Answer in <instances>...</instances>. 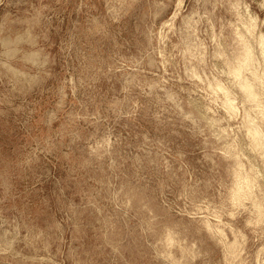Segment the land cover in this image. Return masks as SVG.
Returning <instances> with one entry per match:
<instances>
[{"label": "rangeland", "instance_id": "rangeland-1", "mask_svg": "<svg viewBox=\"0 0 264 264\" xmlns=\"http://www.w3.org/2000/svg\"><path fill=\"white\" fill-rule=\"evenodd\" d=\"M263 3L0 0V264H264L228 145L262 195L264 157L226 74Z\"/></svg>", "mask_w": 264, "mask_h": 264}, {"label": "bare ground", "instance_id": "bare-ground-1", "mask_svg": "<svg viewBox=\"0 0 264 264\" xmlns=\"http://www.w3.org/2000/svg\"><path fill=\"white\" fill-rule=\"evenodd\" d=\"M254 18L252 16L251 19L249 21H246V24H245L248 31L253 33V36H254V31L256 30V27H257V23H256V20H254ZM259 33H258V36L260 35L259 37L260 49L258 51L255 50L252 44L250 43V38L249 37L244 38L239 55L236 56V58L233 60L232 63L230 60L229 67L227 69L225 68L226 66L224 67L227 70V72L222 66L221 67L223 69H221V71L222 70L225 71L227 75L228 74L230 75L229 77H232L231 79H233V81L235 82V83H232L234 84L233 87L237 89L236 87L238 86L239 90L241 91L240 94L241 95L243 94L242 96L244 99L243 103H245V105L247 106L245 125L247 127L246 129L247 135L250 137V140H251L250 147L259 151L258 153L262 154L261 158L263 159L264 157V34L262 33L259 34ZM220 87L226 91V95H227V96L225 95L227 97L225 100L226 104L232 108H235V104H234L235 100L233 99L234 101H232V98H230L228 95V92L230 91L226 90L224 86H220ZM220 87H217V88H220ZM231 143H229L228 149L230 152L236 154L235 168H234L236 183H234L235 185L232 189L233 190L232 199L236 203H241L245 201L246 199L251 200V204L257 213L256 214L257 218L259 217V219L260 218L264 219V194L263 195L261 194L263 188L262 190L260 189L261 192L260 190L258 191V188H257L259 184L257 183L258 181L257 177L259 175L258 173H255L256 170L253 171L255 168L252 169L251 167H249L251 169H248L245 167L246 164H243L244 162L241 160V156L239 158L238 153H235L234 145ZM263 161L264 160H262V162ZM207 225L210 229H214L215 227V225H213L209 220L207 221ZM217 227H218L217 230H220L223 233L225 232V230H223V228H221L220 226H217ZM0 233H2L1 230H0ZM168 238L171 242H173L174 239L177 238V237L175 238L174 232L171 229H169L168 231ZM228 245L231 248L232 252H234V256H238V254L236 255V252L238 249V239H234L232 242H229Z\"/></svg>", "mask_w": 264, "mask_h": 264}]
</instances>
